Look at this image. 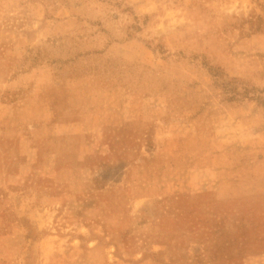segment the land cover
I'll list each match as a JSON object with an SVG mask.
<instances>
[{
	"label": "rangeland",
	"instance_id": "1",
	"mask_svg": "<svg viewBox=\"0 0 264 264\" xmlns=\"http://www.w3.org/2000/svg\"><path fill=\"white\" fill-rule=\"evenodd\" d=\"M57 102L103 133L98 168L32 150L6 177L7 142ZM0 248L264 264V0H0Z\"/></svg>",
	"mask_w": 264,
	"mask_h": 264
},
{
	"label": "crops",
	"instance_id": "2",
	"mask_svg": "<svg viewBox=\"0 0 264 264\" xmlns=\"http://www.w3.org/2000/svg\"><path fill=\"white\" fill-rule=\"evenodd\" d=\"M35 118L41 122L39 134H34L28 140L26 134L19 132L13 135V142H7V151L4 152L3 160L6 177L17 175L22 169H16V166L20 167L17 165L18 162L23 160V157L29 156L32 150L35 151L36 163L39 166L42 165L43 169L46 168V171L48 169L47 161H45L47 153L60 155L65 161L66 168L70 170L98 168L99 150L106 138L100 132H87L82 116L73 111L67 103H58L56 107H53V112H45V110L38 112ZM115 189L117 188L106 186L98 190V195L112 196ZM91 192H87L88 196ZM87 193L83 192V195L86 196ZM3 253V249L0 248V264H8Z\"/></svg>",
	"mask_w": 264,
	"mask_h": 264
}]
</instances>
